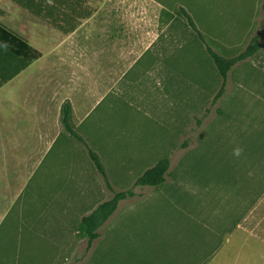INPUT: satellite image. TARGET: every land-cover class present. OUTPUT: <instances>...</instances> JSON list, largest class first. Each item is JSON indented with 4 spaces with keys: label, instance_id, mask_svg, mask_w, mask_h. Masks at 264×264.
Segmentation results:
<instances>
[{
    "label": "rangeland",
    "instance_id": "rangeland-1",
    "mask_svg": "<svg viewBox=\"0 0 264 264\" xmlns=\"http://www.w3.org/2000/svg\"><path fill=\"white\" fill-rule=\"evenodd\" d=\"M86 4L64 33L0 3L32 47L0 87V264H264V0ZM181 6L225 55L257 38L216 100L223 80ZM162 157L165 181L137 184ZM129 189L89 247L82 215Z\"/></svg>",
    "mask_w": 264,
    "mask_h": 264
},
{
    "label": "trees",
    "instance_id": "trees-1",
    "mask_svg": "<svg viewBox=\"0 0 264 264\" xmlns=\"http://www.w3.org/2000/svg\"><path fill=\"white\" fill-rule=\"evenodd\" d=\"M12 1L28 12L45 18L53 27L64 33L74 31L79 25L81 19L87 18L91 14V9L86 4V0ZM178 13L186 19L187 24L195 32L198 39L204 44L210 60L223 80L220 91L214 97V100H216L224 91L226 79L232 67L239 60L251 56L253 50L257 48V38H254L253 43L239 55L228 56L219 50H216L208 42L206 36L198 28L194 18L186 8L181 6ZM31 50L32 47L25 37L0 22V87L16 77L30 64ZM70 114L71 103L67 101L63 104L62 108V122L65 129L73 137L86 144L84 137L71 123ZM88 153L96 168L105 178H107L106 169L100 155L92 148L88 149ZM169 162L168 157L160 158L153 166L147 168L138 176L136 183L153 186L162 184L165 181V174L169 168ZM132 194L133 191L131 189L113 191V195L111 197L99 202L89 213L82 215L79 221V232L83 237L87 238L89 247L92 245L93 241L100 236L99 228L103 226L116 211L119 202Z\"/></svg>",
    "mask_w": 264,
    "mask_h": 264
},
{
    "label": "crops",
    "instance_id": "crops-1",
    "mask_svg": "<svg viewBox=\"0 0 264 264\" xmlns=\"http://www.w3.org/2000/svg\"><path fill=\"white\" fill-rule=\"evenodd\" d=\"M5 1H7V0H0V3H1V2L4 3ZM8 1H9V0H8ZM10 1H12V0H10ZM12 2H13V1H12ZM14 3H15V2H14ZM15 4H16V3H15ZM16 5H17V4H16ZM0 6H1V5H0ZM18 6H19V5H18ZM22 71H23V70H22ZM22 71H21V72H22ZM21 72H20V73H21Z\"/></svg>",
    "mask_w": 264,
    "mask_h": 264
}]
</instances>
